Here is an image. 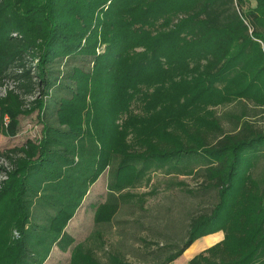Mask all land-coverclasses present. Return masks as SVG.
<instances>
[{"label":"trees","instance_id":"16d2710c","mask_svg":"<svg viewBox=\"0 0 264 264\" xmlns=\"http://www.w3.org/2000/svg\"><path fill=\"white\" fill-rule=\"evenodd\" d=\"M249 1L0 0V86L13 84L0 123L8 116L14 134L17 116L44 115L47 98L58 122L0 152V264H41L54 243L65 248L67 221L114 161L199 181L186 236L145 252L147 264H170L217 231L222 241L189 264H264V127L248 115L264 109V0ZM135 101L143 114L130 112ZM228 104L243 110L229 131L212 109Z\"/></svg>","mask_w":264,"mask_h":264},{"label":"rangeland","instance_id":"374dc122","mask_svg":"<svg viewBox=\"0 0 264 264\" xmlns=\"http://www.w3.org/2000/svg\"><path fill=\"white\" fill-rule=\"evenodd\" d=\"M249 3L252 5L254 1ZM12 86L10 82L0 86V98ZM35 97L39 98L40 94L23 97L20 111L33 108ZM49 102L47 98L42 116L38 115V108L29 113L30 110L29 114L20 113L16 118L14 134H9V117L2 118L0 152L25 150L27 140L38 142L42 138L44 126H58L55 106ZM212 109L227 131L233 128L235 118L243 111L237 104ZM131 111L139 115L144 113L138 101L133 103ZM248 115L254 125L264 127V109ZM0 164L9 168L4 158L0 159ZM116 166L117 161L112 162L110 168L88 185L87 195L63 230L72 241L65 248L54 243L41 264H115L113 257L116 258L114 261L120 259L127 264H147L145 252L169 243L179 244L184 239L189 212L196 204L190 194L199 187L196 175H184L180 174L183 171L178 173L168 168L150 169L137 175L134 171H118ZM191 168L194 169L193 166ZM2 180L0 174V185ZM202 200L207 201L206 206H211L215 201L214 190L203 192ZM44 208L52 213L49 207ZM40 221L39 225H42ZM175 263L189 264L185 256L177 258Z\"/></svg>","mask_w":264,"mask_h":264},{"label":"crops","instance_id":"0c3cea01","mask_svg":"<svg viewBox=\"0 0 264 264\" xmlns=\"http://www.w3.org/2000/svg\"><path fill=\"white\" fill-rule=\"evenodd\" d=\"M251 1V0H250ZM254 1V0H253ZM251 5V4H250ZM254 6V3L251 5ZM224 237V233L222 231H217L205 236H202L198 239H196L180 256H185L186 261L189 262V260L195 256L196 254L200 253L201 251L205 250L206 248L222 241ZM179 256V257H180ZM178 257V258H179ZM177 259V258H176ZM175 259V260H176ZM175 260L172 261L170 264H176ZM180 264V263H177Z\"/></svg>","mask_w":264,"mask_h":264}]
</instances>
